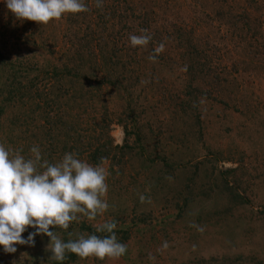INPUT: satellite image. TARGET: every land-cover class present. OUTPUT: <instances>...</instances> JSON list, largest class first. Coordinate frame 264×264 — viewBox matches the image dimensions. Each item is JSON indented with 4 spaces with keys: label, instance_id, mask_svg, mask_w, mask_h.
<instances>
[{
    "label": "rangeland",
    "instance_id": "obj_1",
    "mask_svg": "<svg viewBox=\"0 0 264 264\" xmlns=\"http://www.w3.org/2000/svg\"><path fill=\"white\" fill-rule=\"evenodd\" d=\"M127 1L150 13L139 34L148 30L157 42L136 54L131 69L134 77L142 75L140 81L123 84L131 89L127 95L103 86L93 100L89 95L79 100L88 101L85 105L74 103L87 114L75 110L63 121L71 122V133L59 132L51 113L44 117L37 92L28 127L21 128L31 133L28 145L24 148L16 133L18 112L12 105L0 111V143L22 150L26 158L35 145L52 163L75 152L102 164L109 173L102 197L108 210L95 220L81 217L67 230H50L67 242L76 233L109 235L96 228L115 220L114 231L128 251L103 261L67 252L56 261L47 250L49 238L41 234L34 246L16 245L15 253L0 246V264H264V0ZM84 3L89 11L64 13L40 25L17 20L0 0V51L13 59L31 58L45 71L58 53L71 55L78 40L83 51L96 46V22L113 23L117 33L124 26L111 17L116 0H103L102 8L96 0ZM151 48L155 62L148 59ZM6 74L0 72V84ZM33 76L21 75L26 81ZM81 85L67 82L61 92L55 90L53 97L62 98L57 108L71 105L64 99L79 95L73 88ZM52 137L58 141L55 148ZM95 150L100 163L90 159ZM141 194L151 203H141ZM34 231L28 228L22 235L26 239ZM165 241L169 247L162 249Z\"/></svg>",
    "mask_w": 264,
    "mask_h": 264
},
{
    "label": "clouds",
    "instance_id": "obj_2",
    "mask_svg": "<svg viewBox=\"0 0 264 264\" xmlns=\"http://www.w3.org/2000/svg\"><path fill=\"white\" fill-rule=\"evenodd\" d=\"M7 9L17 20H28L47 25L59 20L64 13L87 12L84 0H4ZM96 7H103V0H96ZM142 35H130L132 47L147 46L151 35L143 30ZM160 44L158 50H163ZM148 59L155 62L156 55ZM22 150L13 152L0 143V246L6 253H15L16 245L34 246L36 235L49 238L47 250L50 259L63 261L67 252L81 259L94 257L98 260L119 259L128 251V245L121 243L114 231L115 220H107L97 226V232L109 235L76 233L75 239L65 242L50 228L60 227L67 230L72 222L81 217L95 220L99 214L108 210L110 205L102 199L108 192L109 173L102 164L93 165L78 157L75 152H66L55 163L43 159L38 146H32V156L26 158ZM141 203H151L150 198L139 196ZM199 232L204 227L195 223L190 225ZM28 228L35 229L27 238L23 233ZM73 233H69L72 236ZM165 241L162 249H167ZM195 248V245H193ZM155 261V256L148 254Z\"/></svg>",
    "mask_w": 264,
    "mask_h": 264
},
{
    "label": "trees",
    "instance_id": "obj_3",
    "mask_svg": "<svg viewBox=\"0 0 264 264\" xmlns=\"http://www.w3.org/2000/svg\"><path fill=\"white\" fill-rule=\"evenodd\" d=\"M114 6H116V8L113 7L114 11L111 13V17L118 20L117 25L122 22L124 23V26L118 33L113 32V23L108 26L107 20H101L102 23L96 22V30H98L96 46L90 51H83L84 46L81 44L82 40H78V42H76L78 48L76 50H71V55L70 53H58L57 58L51 63L53 65L50 68L46 67L47 70L45 71H40V68L36 64H32L30 61L34 60L31 58L23 59L17 55L15 59H13L8 51H0V72L3 73L4 70L7 72L4 80L1 81L0 84V111L11 107V105L12 108L15 107L17 109L19 127L16 133L20 137L24 148L25 142L31 139V133L26 132L27 129L22 130L21 128L28 127L27 115L29 111H32V108L29 106L33 104V94L37 92L42 93L41 99L37 96V99H39L37 101H40L39 103H42L44 107V117H46L47 113H51L48 116L59 120V132L71 133L73 131L71 122L63 121L66 118L70 119L75 110H78L84 115L87 114L86 108L80 106V108L77 109L74 103H81L82 106L85 105L88 101L93 100L95 96L93 92L95 93L100 89L102 90L103 86L111 87L115 89L116 92H123L127 95L131 89L128 87L129 85L123 84H130L131 80H134L135 83L140 81L142 75L138 72L134 77V72H136V70L133 71L131 68L137 62L138 57L136 54H138L140 49H144L145 46L142 48L141 46L132 47L129 36L142 35V33L139 34V25L143 19L149 17L148 15L150 13L144 9H137L136 6L129 3L127 0H116ZM147 34L152 37L149 44L153 47L151 42L154 43L153 35L155 34H152V32L150 33L148 30ZM91 43L92 40L88 43V48H90ZM156 43L157 42L154 44ZM119 44L123 47L122 50H118ZM150 52L155 55V51H153L152 48ZM142 53L140 55H142ZM140 61H142V59ZM23 73L27 75L35 73L36 76L26 81L25 77H21ZM50 81L51 84L49 85L48 83ZM67 82L69 84L81 83L83 85L79 88H73L74 96L76 95V90H79V95H76L73 99L68 97L66 92L67 99H64V102L68 101L71 105L57 108L55 103L61 101L62 98L59 99L61 95L56 96V98H54L53 95L55 90L61 92L64 84ZM100 93L102 94L103 92ZM87 95H89L90 100H85L86 102L79 101L82 97H87ZM48 101L52 104L51 106L46 103ZM92 109L94 110L95 108ZM70 137L72 138L73 136L71 135ZM51 139L54 144L53 148H55L54 140L56 139L55 137ZM26 143V145H28L29 142ZM109 145H112L111 142ZM30 146L31 144H29L28 147ZM108 152H110V150ZM100 157L101 153L97 150L90 155V159L95 163H100Z\"/></svg>",
    "mask_w": 264,
    "mask_h": 264
}]
</instances>
